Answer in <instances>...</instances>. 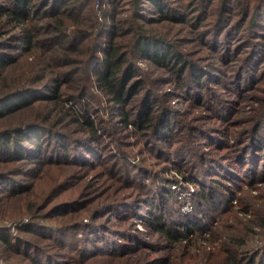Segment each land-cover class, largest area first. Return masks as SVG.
Segmentation results:
<instances>
[{"label":"rangeland","instance_id":"1","mask_svg":"<svg viewBox=\"0 0 264 264\" xmlns=\"http://www.w3.org/2000/svg\"><path fill=\"white\" fill-rule=\"evenodd\" d=\"M176 1L177 5L180 0ZM219 1L215 0L216 7ZM124 4L118 8L120 18L130 15ZM215 14L207 21H213ZM241 18L242 14L230 16L228 24L233 27L224 45L234 50L226 53L221 45L219 52L211 49V26L192 32L191 27L174 22L152 24V29L180 46L192 66L201 65L197 67L206 79L199 84L195 78H178L144 59L137 62L138 74L154 89V114L169 107L165 125L169 122L166 135L171 143L161 144L152 130L138 131L133 125L121 129L117 112L107 114L101 102L95 117L110 119L115 137L103 139L99 163L91 165L74 157L34 163L29 156L25 174H16L19 162L0 164V171L13 173L26 186L18 196L1 197L0 233L13 240L26 239L25 229L32 223L46 227L49 238L29 241H38L58 264H264V49L263 59L253 68L257 77L249 82L240 79L247 63L244 57L255 41L247 31H238ZM256 21L254 31L264 27V8ZM95 93L102 97L101 92ZM141 95L134 98L136 102ZM40 102L17 122H42L46 117L52 123L66 117L57 123L59 129L77 138L85 134L71 116L60 115L59 107L48 114L54 103L45 108L39 107ZM78 145L82 149L85 144L80 140ZM202 191L217 204L209 205ZM153 216H163L169 225L193 219L203 231L191 238L171 239L155 228ZM170 228L184 232L178 224ZM57 237L65 242L56 243ZM104 241L112 243L107 247ZM28 244L20 248H30ZM5 247L0 240V264H33L30 255L4 251ZM79 248L86 256L79 255L75 261L67 257L65 262L56 258Z\"/></svg>","mask_w":264,"mask_h":264},{"label":"trees","instance_id":"2","mask_svg":"<svg viewBox=\"0 0 264 264\" xmlns=\"http://www.w3.org/2000/svg\"><path fill=\"white\" fill-rule=\"evenodd\" d=\"M121 2L128 6L129 17H119ZM176 3V0H0V38L9 35L0 40V120H4L0 128V164L19 162L21 165L15 172L25 174L23 169L29 156L34 163L59 157L66 160L74 157L91 165L99 163L103 139L114 140L115 137L110 119L97 120L95 117L101 102H104L103 110L107 114L117 112L120 119L116 123L121 129L129 130L133 125L138 131L152 130L161 144H170L171 137L166 135L169 122L165 125L169 107H159V115L154 114L155 101H151L154 89L147 87L149 85H145L144 78L138 74L137 62L144 59L178 78H195V83L199 84L206 79L202 78L203 73L197 67L201 65L192 66L178 44L167 34L160 35L151 28L155 22L187 25L192 32L211 26L208 33L211 49L219 52L218 46L221 45L227 48L226 53L234 50L224 45L233 27L228 24L230 16L242 14L238 31H247L255 41L244 57L243 61L247 63L241 67L240 79L249 82L257 77L253 68L263 59L261 40L264 39V27L254 29L258 12L264 8V0H220L218 7L215 0H180ZM214 13V23L211 24L213 21L207 19ZM249 17L252 20L243 29ZM204 34L202 31L199 35L203 38ZM119 36L130 40L119 41ZM36 51L38 56H35ZM95 91L101 92L102 97ZM139 94H142L141 98L136 102L134 98ZM37 102L41 104L39 107L44 104L45 108V104L54 103L48 114L59 107L60 115L71 116L73 122L84 127L85 134L77 138L59 129L57 123L66 117L52 123L46 117L37 119L43 123L27 119L17 122L24 113L34 111ZM80 140L85 144L82 149L78 147ZM24 187L13 173L0 171V199L20 195ZM201 194L209 205L217 204V199L209 201L212 197L205 191ZM153 217L155 228L171 239L179 235L191 238L203 231L193 219L169 225L163 222V216ZM175 224L183 226L184 232L170 228ZM39 226L32 223L25 229L26 239L16 237L13 240L7 233H0V240L6 246L4 251L12 249L30 255L33 264H58L51 261L52 256L38 241H29L32 237L37 240L49 238L48 229ZM59 240L65 242L62 237H57L56 243ZM104 243L108 247L112 242ZM25 244L30 248L22 250L20 247ZM64 245L62 248L66 249ZM117 247L115 245L113 250ZM32 249L37 253L31 254ZM79 250L59 254L56 258L65 262L67 257L75 261L79 255L86 256ZM84 252L90 253V250ZM41 253L42 257H39Z\"/></svg>","mask_w":264,"mask_h":264}]
</instances>
